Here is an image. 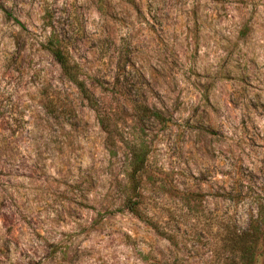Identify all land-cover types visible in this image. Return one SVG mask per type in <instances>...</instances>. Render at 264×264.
Masks as SVG:
<instances>
[{
  "label": "clouds",
  "instance_id": "clouds-1",
  "mask_svg": "<svg viewBox=\"0 0 264 264\" xmlns=\"http://www.w3.org/2000/svg\"><path fill=\"white\" fill-rule=\"evenodd\" d=\"M0 264H264V0H0Z\"/></svg>",
  "mask_w": 264,
  "mask_h": 264
}]
</instances>
